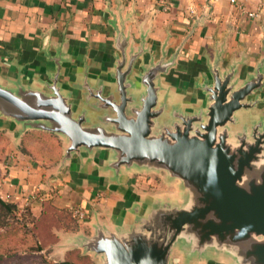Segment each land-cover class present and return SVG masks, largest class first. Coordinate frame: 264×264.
Listing matches in <instances>:
<instances>
[{"label":"water","instance_id":"obj_1","mask_svg":"<svg viewBox=\"0 0 264 264\" xmlns=\"http://www.w3.org/2000/svg\"><path fill=\"white\" fill-rule=\"evenodd\" d=\"M126 20H109L115 61L97 77L85 59L77 78L62 81L59 48L56 70L39 86L21 69L0 81V118L13 123L5 131L16 146L28 130L46 131L63 142L60 170L93 160L116 186L132 172L164 175V192L137 193L113 228L92 215V234L69 235L63 247L82 248L98 264H175L177 255L264 264V56L225 63L220 45L207 72L188 73L191 86L178 90L166 79L203 17L173 51L165 42L158 59L148 33L138 43Z\"/></svg>","mask_w":264,"mask_h":264},{"label":"crops","instance_id":"obj_2","mask_svg":"<svg viewBox=\"0 0 264 264\" xmlns=\"http://www.w3.org/2000/svg\"><path fill=\"white\" fill-rule=\"evenodd\" d=\"M169 4V9L164 10L158 0H0V81L16 78L21 69L25 82L39 86L40 79L47 80L56 70L51 57L57 55L59 48L64 57L62 81L77 78L84 69L85 59L91 65L93 77L107 72L113 67L116 53L115 30L109 23L113 14L118 21L122 17L127 19L126 27L135 34L138 43L140 35L148 33L147 45L157 59L165 42L168 50L173 51L187 36L195 17H203L184 45L181 64L166 79L178 90L189 89L194 75L207 72V58H213L217 47L226 44L224 62L228 63L240 49L236 46L238 39L247 35L248 43L254 37L251 34L256 33L254 24L234 9L230 0L215 3L169 0ZM210 4L213 8L209 12ZM190 6L195 8V13L189 11ZM183 73L188 78H183ZM12 128L13 123L0 118L1 131ZM35 131L46 132L28 130L23 138ZM51 134L58 138L63 150L60 137ZM21 147H11L17 150V156L9 158V173L1 184L2 192L15 201L32 204L36 212L43 200L57 195L48 191L36 193L49 187L61 193L58 198L63 200L62 206L71 207L68 204L78 201L87 213L82 221L89 231L95 214L113 228L129 215L136 194L143 193L137 180L148 174L129 173L123 184L116 186L99 174L93 160H87L83 166L69 164L60 170L59 163L23 153Z\"/></svg>","mask_w":264,"mask_h":264},{"label":"rangeland","instance_id":"obj_3","mask_svg":"<svg viewBox=\"0 0 264 264\" xmlns=\"http://www.w3.org/2000/svg\"><path fill=\"white\" fill-rule=\"evenodd\" d=\"M244 6L243 10L239 6ZM234 9L239 10L246 17L247 21L254 24L256 33L247 41V35L243 36L236 46L240 49V53H246L248 58L253 62L259 61L264 56V0H237L235 4L231 3ZM253 11L257 14L256 18H250L247 12ZM241 41V42H240ZM236 46L234 48H236ZM264 96V92H263ZM264 108V102L261 104ZM1 131V130H0ZM5 133L4 131H1ZM5 137L0 142L1 149L4 147V154L0 152V182L3 181L9 173V158L12 156L11 147H20L23 145V140L16 146L13 144V137L5 133ZM24 139V138H23ZM46 150V149H45ZM17 150H13L15 153ZM63 150L58 152L46 150V161L49 163L60 162ZM56 158V159H55ZM140 190L143 193H162L166 190L164 175L148 174L138 177ZM57 194L55 198H50L48 205L44 206L37 212L33 210L30 203H21L15 201L2 192L0 184V196L5 199L15 201L18 208L9 216L0 209V264H98L99 258L92 253H85L82 248L66 249L63 247L65 239L69 235L84 231L87 234H92V231L84 226V221L78 219L74 214V209L79 207L78 201H73L70 206H62L58 198L61 195L58 190H50L49 187L44 191H37V194L47 193ZM35 193V194H36ZM4 195V196H3ZM58 198V199H57ZM55 200V201H54ZM42 201V200H41ZM63 201V200H62ZM35 212L37 214H35ZM175 264H227V262H187L183 257L176 256Z\"/></svg>","mask_w":264,"mask_h":264},{"label":"trees","instance_id":"obj_4","mask_svg":"<svg viewBox=\"0 0 264 264\" xmlns=\"http://www.w3.org/2000/svg\"><path fill=\"white\" fill-rule=\"evenodd\" d=\"M5 136H6L5 133L0 131V142L2 141V139L4 140V138L7 140ZM60 146L61 144L55 135L51 133L35 131V132H28L26 134L23 140V145L20 148V150L23 153L30 154L32 156H35L36 158H46L45 156L46 150L54 151L56 153L60 150ZM13 150L15 149H11V152H12L11 154L13 156H17V152L15 151L14 153ZM0 152H1V155L4 154L5 152L4 147L2 150L0 146ZM2 183L3 181L0 182V184ZM48 202L49 201L46 199L43 200L42 208L48 205L47 204ZM16 203L15 201L5 199L2 196H0V209L5 212L6 216H9L10 214L14 212L16 208H18ZM0 226H3L2 223H0ZM60 264H69V263L66 262V263H60Z\"/></svg>","mask_w":264,"mask_h":264},{"label":"built area","instance_id":"obj_5","mask_svg":"<svg viewBox=\"0 0 264 264\" xmlns=\"http://www.w3.org/2000/svg\"><path fill=\"white\" fill-rule=\"evenodd\" d=\"M159 2H160V4H161V6H162V8L164 9V10H167V9H169V7H170V4H169V0H158ZM212 2H218V1H220V0H211ZM237 2V0H230V3H232V4H235ZM239 8H241V10H243V8H244V6H239ZM189 11L191 12V13H195L196 11H195V8L194 7H192V6H190L189 7ZM247 14L250 16V18H256V16H257V14L255 13V12H253V11H249V12H247ZM72 208V207H71ZM74 214H75V216H77L78 217V219H80V220H83V219H85L86 217H87V213H86V211L85 210H83V208L82 207H76L75 209H74Z\"/></svg>","mask_w":264,"mask_h":264}]
</instances>
